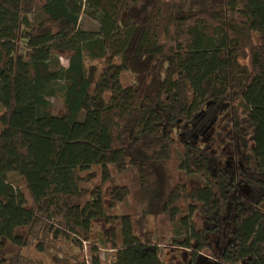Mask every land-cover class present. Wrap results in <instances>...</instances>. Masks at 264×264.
<instances>
[{
	"label": "trees",
	"instance_id": "trees-1",
	"mask_svg": "<svg viewBox=\"0 0 264 264\" xmlns=\"http://www.w3.org/2000/svg\"><path fill=\"white\" fill-rule=\"evenodd\" d=\"M160 219L180 264H264V0H0V264H166Z\"/></svg>",
	"mask_w": 264,
	"mask_h": 264
},
{
	"label": "rangeland",
	"instance_id": "rangeland-1",
	"mask_svg": "<svg viewBox=\"0 0 264 264\" xmlns=\"http://www.w3.org/2000/svg\"><path fill=\"white\" fill-rule=\"evenodd\" d=\"M81 28L85 31H99V23L95 21L93 18L87 16L86 14H83L81 18ZM69 55H70L69 53L56 54V56L52 58L51 63L54 65L59 64L60 66L67 68L69 66ZM124 82L129 83L127 79H125ZM61 85H57L56 90L61 88ZM48 100L54 115L57 116L62 115L64 109V101L61 96V93L57 91L56 95L48 98ZM179 174H180L178 175L179 182H183L184 176L182 173ZM96 178H97V173L95 176V180ZM9 182L11 185H13L16 188V190L22 192L26 196V198H28V191L26 188L25 181L22 177L18 176L17 174H11L9 176ZM118 183H120V181H118ZM126 212L127 211L124 204H119L114 209L107 211V215L111 216L112 218L110 220V225L108 227L109 230H111V228H114L115 233H119L120 225L117 219L119 216L126 214ZM172 237H175L173 233V229L168 224H166L164 219H160L158 230L156 231V239H158L160 243L162 261L166 264H180L182 262H185L189 257L190 254L189 251L173 246L171 243ZM96 245L98 246L97 255L101 258L103 264H113V261L115 260L116 252L113 249H111V245L109 243H106V245H104V241L100 239H98ZM60 246L64 251H68L71 253L75 251L74 246H70L65 242H61ZM91 246H92L91 243L85 244V252L88 259L90 258ZM202 263L216 264L210 259L206 258L205 256L202 257Z\"/></svg>",
	"mask_w": 264,
	"mask_h": 264
}]
</instances>
